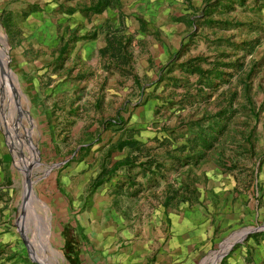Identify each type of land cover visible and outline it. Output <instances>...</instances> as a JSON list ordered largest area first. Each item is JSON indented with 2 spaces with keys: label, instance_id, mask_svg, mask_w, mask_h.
<instances>
[{
  "label": "rangeland",
  "instance_id": "374dc122",
  "mask_svg": "<svg viewBox=\"0 0 264 264\" xmlns=\"http://www.w3.org/2000/svg\"><path fill=\"white\" fill-rule=\"evenodd\" d=\"M216 1L0 0V264H109L135 245L145 264L250 258L264 0ZM195 205H229L228 226L186 262L157 261ZM243 228L262 229L220 258Z\"/></svg>",
  "mask_w": 264,
  "mask_h": 264
},
{
  "label": "crops",
  "instance_id": "0c3cea01",
  "mask_svg": "<svg viewBox=\"0 0 264 264\" xmlns=\"http://www.w3.org/2000/svg\"><path fill=\"white\" fill-rule=\"evenodd\" d=\"M228 206L229 205L224 206L223 212L220 211L213 215L211 212L205 213L203 207L195 205L193 209H184L180 216H177L178 222H173L170 219L168 229H170L176 237L172 242L174 246H172L171 241L167 244L165 241L163 249L162 247L160 248L162 254L159 253L161 255L158 254L156 260H168L170 263V260L174 257H177V260L182 259L184 262H186L189 257L192 258L196 255V251L202 248L203 245L205 246L211 243L210 239L216 234V228L222 230V228L228 226L226 221L229 215L227 212L232 211L231 208L228 209ZM230 215L231 218L234 219L235 213ZM256 239L253 253L250 258H248L249 260L251 259V261H248V259L245 261L244 259L247 255L242 252L240 253L241 257L239 256L236 260L237 264H264V233H260L259 237H256ZM245 243H249V241ZM134 247L130 251L129 248L125 246L123 253L119 257H111L106 263L145 264L146 260L138 254V251L147 252V248H140L139 250L136 245ZM189 253L191 255H189ZM165 257H167V259Z\"/></svg>",
  "mask_w": 264,
  "mask_h": 264
},
{
  "label": "water",
  "instance_id": "95a60500",
  "mask_svg": "<svg viewBox=\"0 0 264 264\" xmlns=\"http://www.w3.org/2000/svg\"><path fill=\"white\" fill-rule=\"evenodd\" d=\"M5 71H6V69H5ZM47 170H48V169H47ZM261 229H262V228H243V229L239 230V231L241 232V236H240L238 239L232 241L230 244H228V247L226 248L225 252L221 254L220 258L226 253L227 250H229V249L233 246L234 243L239 242V241H240L241 239H243V238H244L249 232L259 231V230H261ZM230 236H232V235H230ZM230 236H229V237H230ZM229 237H228V238H229ZM226 239H227V238H226ZM226 239H225L224 241H226ZM224 241H222V242H224ZM222 242H221V243H222ZM220 258H219V259H220Z\"/></svg>",
  "mask_w": 264,
  "mask_h": 264
},
{
  "label": "trees",
  "instance_id": "16d2710c",
  "mask_svg": "<svg viewBox=\"0 0 264 264\" xmlns=\"http://www.w3.org/2000/svg\"><path fill=\"white\" fill-rule=\"evenodd\" d=\"M205 2V4L209 3L210 2V5H216V0H203ZM223 7H227L226 4L223 6ZM93 9H95L96 12H98V8H97V5L93 7ZM215 21V20H214ZM214 21H209L210 23H214ZM197 68V67H195ZM199 70V69H198ZM200 142L204 143V140H200ZM260 233H264V231L260 232ZM76 253V252H75ZM73 259V258H72ZM73 262H75L74 264H76V260H73Z\"/></svg>",
  "mask_w": 264,
  "mask_h": 264
},
{
  "label": "bare ground",
  "instance_id": "6f19581e",
  "mask_svg": "<svg viewBox=\"0 0 264 264\" xmlns=\"http://www.w3.org/2000/svg\"><path fill=\"white\" fill-rule=\"evenodd\" d=\"M240 232V231H239ZM241 233V232H240ZM236 234H234V235H232V236H230L226 241H224L223 243H222V245L223 244H226L227 246H228V244H230L232 241H234V240H236V239H234V236H235ZM239 237V236H238ZM224 247V246H223ZM222 247V249L220 250V251H222L224 248ZM219 251V252H220ZM225 252V251H224ZM204 264H205V261H204Z\"/></svg>",
  "mask_w": 264,
  "mask_h": 264
}]
</instances>
